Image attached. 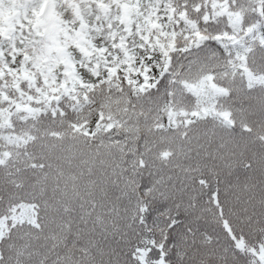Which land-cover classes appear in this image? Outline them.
<instances>
[{"label":"snow or ice","instance_id":"6c2138e0","mask_svg":"<svg viewBox=\"0 0 264 264\" xmlns=\"http://www.w3.org/2000/svg\"><path fill=\"white\" fill-rule=\"evenodd\" d=\"M0 264H264V0H0Z\"/></svg>","mask_w":264,"mask_h":264}]
</instances>
